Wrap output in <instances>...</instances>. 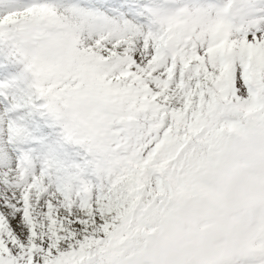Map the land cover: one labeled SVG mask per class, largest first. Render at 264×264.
<instances>
[{
	"label": "snow or ice",
	"instance_id": "snow-or-ice-1",
	"mask_svg": "<svg viewBox=\"0 0 264 264\" xmlns=\"http://www.w3.org/2000/svg\"><path fill=\"white\" fill-rule=\"evenodd\" d=\"M0 264H264V0H0Z\"/></svg>",
	"mask_w": 264,
	"mask_h": 264
}]
</instances>
